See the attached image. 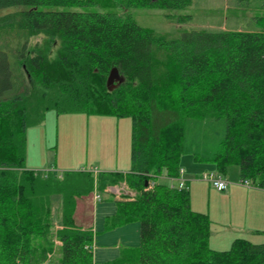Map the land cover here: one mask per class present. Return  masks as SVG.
<instances>
[{
	"label": "trees",
	"instance_id": "16d2710c",
	"mask_svg": "<svg viewBox=\"0 0 264 264\" xmlns=\"http://www.w3.org/2000/svg\"><path fill=\"white\" fill-rule=\"evenodd\" d=\"M113 3L185 11L192 0ZM94 7V0H0V264H33L35 253L45 254L41 240L50 246L53 238L60 264H97L93 231L75 223L77 200L120 182L134 196L115 201L105 229L138 220L137 257L101 264H264V243L237 238L227 250L211 249L210 218L191 209L187 185L156 182L162 170L177 177L180 158L191 155L220 175L235 165L240 181L264 185V15L244 19L243 29L155 32ZM34 37L41 44L31 47ZM114 68L123 82L109 91ZM49 110L130 118L129 170L59 178L27 169L26 131ZM217 122L214 142L206 130ZM53 196L61 207L55 230Z\"/></svg>",
	"mask_w": 264,
	"mask_h": 264
},
{
	"label": "rangeland",
	"instance_id": "374dc122",
	"mask_svg": "<svg viewBox=\"0 0 264 264\" xmlns=\"http://www.w3.org/2000/svg\"><path fill=\"white\" fill-rule=\"evenodd\" d=\"M94 2L96 3L94 9L98 11H114L121 15H130L140 27L155 32L209 31L219 29L218 27L221 29H243L244 19L248 20L254 16L264 15V4L260 5L262 3L260 0L243 2L241 4L243 7L235 6L233 0H192V5L185 11L123 10L116 7L113 0H94ZM12 10H3V13ZM233 13H237L241 20H230V15ZM183 14L190 15L191 20L183 25H177L174 18ZM221 21L222 24H219ZM35 43L40 45L41 39L34 37L31 40V47ZM50 55L53 57V50L50 51ZM30 88L33 92L39 91V86L34 80L30 81ZM219 129H222V122L207 127V135L215 140L214 142L222 135L219 133ZM216 131L219 133L218 137ZM130 145L131 119L128 117L87 116L83 113L58 115L55 111L49 110L41 124L31 126L26 131L25 167L33 171H49L59 178L65 172L73 171L94 172V174L97 172L126 173L130 167ZM179 166L185 170L187 176L193 175L192 180L189 181L188 190L191 209L198 213H206L211 210L221 221L222 215L227 217L229 204L226 199L222 198V192L213 188L208 181L200 179L204 174H210L207 167L215 170L214 165L195 163L192 156L182 155ZM222 177L228 179L229 182L238 184L240 181L238 167L229 166ZM156 182L170 185L164 170ZM127 190L130 189L127 187ZM98 193L101 199L97 202L94 201V191L90 195L78 199L74 213L76 225L90 228L94 233L95 263L112 261L125 254L137 257L139 221L132 220L114 229H105V219L115 213L116 205L115 200L106 196L105 192L98 191ZM51 209L55 230L61 224V207L58 196L52 197ZM220 230L222 234V227ZM58 243L53 238L48 246L41 240L40 246L45 249V254L35 253L33 264H60Z\"/></svg>",
	"mask_w": 264,
	"mask_h": 264
},
{
	"label": "crops",
	"instance_id": "0c3cea01",
	"mask_svg": "<svg viewBox=\"0 0 264 264\" xmlns=\"http://www.w3.org/2000/svg\"><path fill=\"white\" fill-rule=\"evenodd\" d=\"M219 24H222V21ZM181 169L183 170V178L186 180V185L189 190V181L192 180L191 177L193 175L187 176L185 170L183 168ZM207 169L210 170V173H217L209 167ZM194 177L197 178L196 175ZM200 179L202 180L203 176ZM225 180L228 182V185L221 196L228 201L229 214L227 217L222 215L221 221L219 217L213 214V211L209 210V212L205 213L211 221L210 248L217 251L227 250L232 241L237 238H244L254 244H261L260 242H264V185L252 184L248 180H246V185L242 184V181H239L240 184H237L236 182H229L228 179ZM107 188L102 193L105 192L106 196L112 197L115 201L121 199L107 193ZM220 227H222V234ZM56 228L58 229L59 227Z\"/></svg>",
	"mask_w": 264,
	"mask_h": 264
},
{
	"label": "built area",
	"instance_id": "2783aa9c",
	"mask_svg": "<svg viewBox=\"0 0 264 264\" xmlns=\"http://www.w3.org/2000/svg\"><path fill=\"white\" fill-rule=\"evenodd\" d=\"M167 179L171 182L168 185L170 188H175L177 190L184 189L186 187V180L183 178V170L180 168L178 171V176L174 178ZM203 179L208 181L213 188H215L219 192H223L226 190L228 182L222 177V175L218 173H210L203 175ZM155 184L154 181L151 182V186ZM242 184H247L246 181H243ZM107 193L112 194L113 196L122 198L124 196H128L132 198L134 193L130 190H127V187L124 183H119L118 185L111 186L107 188ZM101 199L100 194L98 192H94V201H99Z\"/></svg>",
	"mask_w": 264,
	"mask_h": 264
},
{
	"label": "water",
	"instance_id": "95a60500",
	"mask_svg": "<svg viewBox=\"0 0 264 264\" xmlns=\"http://www.w3.org/2000/svg\"><path fill=\"white\" fill-rule=\"evenodd\" d=\"M122 82L123 77L119 75L118 71L115 68L112 69L107 77L108 90H113L118 84H121Z\"/></svg>",
	"mask_w": 264,
	"mask_h": 264
}]
</instances>
